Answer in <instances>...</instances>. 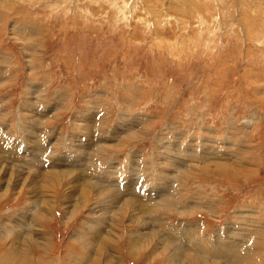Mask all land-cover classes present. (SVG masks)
Returning a JSON list of instances; mask_svg holds the SVG:
<instances>
[{
	"label": "rangeland",
	"instance_id": "rangeland-1",
	"mask_svg": "<svg viewBox=\"0 0 264 264\" xmlns=\"http://www.w3.org/2000/svg\"><path fill=\"white\" fill-rule=\"evenodd\" d=\"M0 135V264L179 263L155 223L131 248L141 180L181 191L172 240L241 232L264 264V0H0ZM71 174L97 189L72 212Z\"/></svg>",
	"mask_w": 264,
	"mask_h": 264
},
{
	"label": "bare ground",
	"instance_id": "bare-ground-1",
	"mask_svg": "<svg viewBox=\"0 0 264 264\" xmlns=\"http://www.w3.org/2000/svg\"><path fill=\"white\" fill-rule=\"evenodd\" d=\"M1 136V135H0ZM6 137V136H5ZM9 140V139H8ZM11 154V153H10ZM140 160V159H139ZM173 160V159H172ZM170 160V163L169 165H174L176 166V164L178 163L177 161H172ZM138 161V159H137ZM180 163V162H179ZM37 165V164H36ZM41 167H45L43 164ZM178 168V167H177ZM177 168H175L174 170L176 171L177 173ZM173 170V172H174ZM184 170V169H183ZM16 171V170H15ZM186 171V170H185ZM6 172V171H5ZM181 173V172H180ZM183 173V172H182ZM186 173V172H185ZM183 173V174H185ZM144 174V173H140L138 172L136 174V180H135V184L137 183V179L138 177H140V180H141V175ZM52 175V174H51ZM73 176V183H76V184H80L79 182V178L78 177V174H71ZM168 175V174H167ZM167 175H165L167 177ZM50 176V175H49ZM48 176V178H49ZM65 177H70V175H68L67 173L66 174H56V176L52 175V177H50L48 180L49 181H52V182H55L57 185V181L59 182V184L62 186L63 185H68L69 183H67L64 178ZM169 177V176H168ZM174 178V174H172L171 176V179L173 180ZM54 180V181H53ZM170 180V179H169ZM33 181V180H31ZM79 181V182H77ZM51 182V183H52ZM50 183V184H51ZM169 183V182H168ZM138 184V183H137ZM142 180H141V185L139 183L138 187H140L138 190L137 188H135V191L137 190V194H138V197L137 198H134L135 199V202L137 201L138 203V208L141 212V215L139 216H135L136 219H134V221H139V218H142L140 224V232L137 231V232H134L133 235L131 236V248H134V247H138V246H143V247H148L150 243H152V240L150 239L151 237H149L150 234H152L151 232H143L142 229L146 228V226H148L146 229L150 230L151 226L149 225V222L150 223H155V226L156 228L155 229H160V230H164V236L166 241L164 243L165 246L167 245H170L168 247H172V249L177 250V252L173 255L174 257H178V258H182L181 260H179V263L177 264H208V262L210 261V258H218L220 260H222L221 263L223 264H256V259H255V256L256 254L254 253V251L252 250V242H250V238L246 239L245 241L243 239H240V234H244V233H234V235H228V237H222L221 235L219 234H216L215 238L212 239V238H203L199 231L201 230V228H192L194 230L191 229V231H193V234L194 236H191L193 237L192 239H187L185 233H183V240L180 241V243L178 241H174L172 240L170 237H169V232L167 230V228H161V227H167V223H168V218L165 217V213L168 211L169 208L165 209L160 215H158L154 209H153V206H156V205H160V204H167L168 206H173V204H176L177 203H181V198H180V193L181 191H176V190H172V192L175 194V197H174V194L173 195H167V197L170 199L169 201L168 198L167 200L165 199V202L163 200V196L162 195H159V193H162L164 194L163 192L165 191V189L167 188H162L160 186V184L158 183L157 186H156V191H152L153 193L150 192H146V191H149V190H146L144 188V186L142 185ZM35 184L33 185V188L35 189ZM173 185H170V187H172ZM80 187V190L79 188H76V186H70L69 191L73 192V193H76L78 194V198H76V200L74 201V205L72 204V209H71V212L76 208V204L80 205L79 203V200L81 199H85V195L87 194L86 193V189L89 191L90 188H91V191L93 192V190H96L97 192V189L95 187V185L93 184H90V183H87L85 186H81V184L79 185ZM86 187H90V188H86ZM125 185H122V188H124ZM135 187V185H134ZM174 187V186H173ZM68 188V187H67ZM95 188V189H94ZM120 189V188H119ZM6 190V189H5ZM126 192V189L124 188L122 190L121 193H124ZM154 192H157L154 194ZM91 193V192H90ZM166 193V192H165ZM115 194V193H114ZM67 195V194H66ZM89 195V194H88ZM53 197V195H49V194H45V199H44V202H43V205H47V204H50L52 205V201L53 199L50 198ZM158 197V198H157ZM157 198V199H156ZM174 198V199H173ZM128 198H126V200H123L125 201V203H123V205H121L120 208H123V209H128L130 207H135L134 205L132 206V201L129 202L127 201ZM131 199V198H130ZM133 199V200H134ZM36 201H37V197L34 196L32 202V206L33 207L34 205H36ZM84 201V200H83ZM156 201H161L162 203H155ZM71 204V203H70ZM135 204V203H134ZM136 204V205H137ZM77 205V206H78ZM182 205V204H181ZM120 206V205H119ZM118 206V207H119ZM37 209H35V213L41 208V205L39 206H35ZM180 207V206H179ZM79 208V207H78ZM181 208V207H180ZM30 208V212L33 211L34 209ZM157 209V208H156ZM185 209H187L185 207ZM188 210V209H187ZM43 212L45 210H42ZM125 211V210H123ZM33 212V213H34ZM128 212V211H126ZM135 212V211H134ZM139 212V213H140ZM27 213V212H26ZM120 214V212H118V215ZM34 214H30L28 216H33ZM132 218V217H131ZM133 219V218H132ZM239 220V219H238ZM33 222L35 223V226H33L31 229L29 230H25L23 233H27V232H31V233H28L29 235L31 236H35V232H37V236L39 237V239H44V237H42L43 233L41 232L42 230L41 229H38L37 227H39V224L37 222V220L33 217ZM16 224V223H15ZM29 224V222H25L23 220L20 221V225H19V229L21 230H24L26 225ZM171 224V223H170ZM159 225V226H158ZM37 226V227H36ZM161 226V227H160ZM245 226V225H244ZM17 227V225H16ZM10 228V227H8ZM106 228V227H105ZM239 228V227H237ZM236 228V229H237ZM242 228V227H241ZM93 229H97V226L96 227H93ZM105 230V229H104ZM154 230V229H153ZM231 232L228 231L229 233H232L233 230H235V227H231ZM239 230V229H238ZM242 230V229H240ZM244 230V229H243ZM258 230V229H257ZM7 231H9V229H7ZM12 231V235H13V239H18V238H26V235L18 232V228H10V232ZM246 231V230H245ZM251 231V230H250ZM4 232V231H2ZM105 233V232H104ZM254 233V232H253ZM98 234V233H97ZM108 234V233H107ZM247 234V233H246ZM9 235V234H8ZM93 235V234H92ZM155 235V234H152V236ZM189 235V234H188ZM187 235V236H188ZM158 236V235H157ZM221 236V237H220ZM245 236V235H244ZM247 236V235H246ZM92 237V236H91ZM95 237V236H94ZM97 237V236H96ZM105 237H109V235H106V236H100V239H99V244H97L96 246H92L90 247V243L89 242H86L87 245H85L86 247V251L88 253V255H92V252H96L98 249L100 248H103L105 244ZM196 237H200L198 238V240H196ZM78 238H81L80 236H78ZM93 238V237H92ZM161 239V238H160ZM253 239V238H252ZM86 240V239H85ZM160 241V240H159ZM46 242H48L47 240L43 241V245L42 246H46ZM182 242V243H181ZM21 243V242H19ZM85 243V242H84ZM104 243V245H103ZM107 243V241H106ZM154 243V242H153ZM174 243V244H173ZM183 244V245H182ZM151 245V244H150ZM107 246V245H106ZM161 246V245H160ZM90 247V249H89ZM158 248V247H157ZM160 249V248H159ZM90 250V251H89ZM169 251V250H168ZM15 256H11V255H8V261H6L5 263L6 264H32L31 262V259H28L26 257H23L21 255V252L20 251H15ZM90 252V253H89ZM109 256V254H107ZM177 255V256H176ZM172 256V257H173ZM171 258V257H170ZM174 259V258H173ZM184 259V260H183ZM188 259V263L185 262V260ZM6 260V259H5ZM13 260V261H11ZM4 261V260H3ZM89 261V259H88ZM92 261V259H91ZM114 261V260H112ZM173 261V260H172ZM212 261V260H211ZM214 261V260H213ZM178 262V261H177ZM215 262V261H214ZM3 263V262H2ZM88 263V262H87ZM51 264V263H50ZM86 264V263H84Z\"/></svg>",
	"mask_w": 264,
	"mask_h": 264
}]
</instances>
